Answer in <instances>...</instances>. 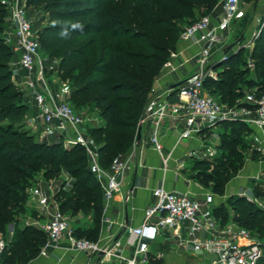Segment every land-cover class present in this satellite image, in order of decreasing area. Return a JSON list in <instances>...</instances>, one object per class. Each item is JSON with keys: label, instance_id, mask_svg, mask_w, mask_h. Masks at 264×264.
Returning a JSON list of instances; mask_svg holds the SVG:
<instances>
[{"label": "trees", "instance_id": "1", "mask_svg": "<svg viewBox=\"0 0 264 264\" xmlns=\"http://www.w3.org/2000/svg\"><path fill=\"white\" fill-rule=\"evenodd\" d=\"M218 1L29 0L33 7L45 6L51 15L50 25L38 33L41 52L50 60L59 61L57 76L63 83L71 84L70 102L74 109L82 115L98 112L101 125L87 127L86 136L98 152L102 167L109 168L115 158L131 152L156 81L176 49L185 30L183 26L196 23L197 11L209 16ZM10 5L11 0H0V235L9 242L8 227L14 229L2 264H29L47 242L45 233L27 222L29 216L39 218L30 206V191L39 177L52 181L65 173L74 181L71 190L65 193L62 189L55 200L65 216L68 213L72 218L78 215L91 218L93 228L74 229L79 239L91 241L98 235L105 194L91 173V160L85 148H67L62 139L49 143L26 129L31 108L14 83L12 64L16 53L9 40L13 28ZM73 24L80 27L73 29ZM65 30L67 35L62 36ZM255 50L256 73L245 85L256 89V96L261 98L264 28ZM239 58L233 57L219 67L224 71L218 82H205V91L228 107L238 105L247 96L245 91L238 90L236 94L233 90L237 81L244 83L243 78L249 73H234L231 69L240 63ZM169 100L177 102V91ZM223 124H230L231 132L222 134L216 157L222 160L207 159L217 172L197 176L204 188L218 196H224L227 185L245 165V153L254 147L253 138L257 134L241 122ZM244 132L253 137L249 145L241 143L240 135ZM230 213L234 214L231 221ZM214 215L223 225L233 222L244 229L257 227L264 234V211L241 196L214 208ZM258 264H264V258Z\"/></svg>", "mask_w": 264, "mask_h": 264}, {"label": "built area", "instance_id": "2", "mask_svg": "<svg viewBox=\"0 0 264 264\" xmlns=\"http://www.w3.org/2000/svg\"><path fill=\"white\" fill-rule=\"evenodd\" d=\"M240 8L241 0H227L221 28H228L234 23ZM10 10L13 36L16 39L15 51L20 54V65L28 74L25 88L34 95L38 119L43 121L45 127L40 133V139L47 140L57 134L67 148H85L91 160V173L104 188L105 200L110 202L117 193L122 192L119 179L130 167L127 157L115 158L107 169L101 166L100 156L86 136L87 125L93 120L77 113L70 104L71 89L67 84L62 83L59 89H55L50 83L48 73L53 69H48L41 58V45L29 16L28 0H11ZM219 40L211 30L209 17L189 26L181 34L180 42L202 45L198 59L200 71L171 91L170 94L177 91L176 103L168 100L158 102L153 112L140 122L141 126L147 119L152 121L154 132L151 143L158 151L163 147L161 130L169 123L174 124L173 128L179 132L181 141H190L208 133L214 127V122H241L257 132L254 142L264 148V96L258 98L253 92L242 100V105L239 102L234 107H228L205 91V82L213 73L210 65L213 55L211 45ZM174 58L176 54L172 55ZM171 66L169 62L166 67ZM250 108L254 110L256 118L249 117ZM206 153L207 159L218 156L214 148H208ZM154 196L157 202L146 210L144 224L130 230L137 248L136 258L128 261V264H151L150 245L168 228L175 229V235L180 240L179 247L196 260L187 264H258L264 258L263 245L246 229L233 222L223 225L215 217L212 211L216 200L214 193H208L204 202L163 188L155 190ZM50 204H54L57 211L50 221L41 226L47 236V242L41 249L42 256H47L48 248L65 237L69 238L78 252L99 255L101 260L110 256V251L102 248L99 243L75 236L69 218L59 210L54 198H42L40 201L44 209ZM204 207L210 210L207 214L203 211ZM185 224L191 225L187 232L188 238L182 235ZM12 238L13 233L10 241ZM10 241L2 239L0 235V264ZM138 256L142 258L138 259ZM164 257L159 254L156 261H162Z\"/></svg>", "mask_w": 264, "mask_h": 264}, {"label": "crops", "instance_id": "3", "mask_svg": "<svg viewBox=\"0 0 264 264\" xmlns=\"http://www.w3.org/2000/svg\"><path fill=\"white\" fill-rule=\"evenodd\" d=\"M13 29L9 33V40L15 51L16 39L13 36ZM211 30L215 34L217 33L216 35L220 33L218 23H215L212 19ZM201 49L202 45L193 42H180L178 44L176 58L171 60L172 66L164 68L156 81L154 94L146 109L145 117L153 112L158 102L170 101L169 97L172 90L178 88V86L180 87L186 80L199 73L198 59ZM15 53L16 62L12 64V70L15 72L14 82L25 88L28 74L20 65V54L16 51ZM56 77L58 76L56 75ZM52 87L55 88L54 84ZM25 91L27 103L31 108V116L27 121H30V124L27 126L33 129L35 133H41L45 127L43 121L38 119V113L34 112L32 105L36 103L34 102V95L26 88ZM251 109L249 117L256 118L254 110ZM90 119L93 121L87 127L101 125L98 112L91 113ZM33 120L35 122L32 123ZM173 125L166 124L161 130V144L163 146L161 151H158L151 143L154 132L152 121L147 119L140 126V129H142L141 138L138 140L137 137L131 152L126 155L130 167L119 179L122 192L117 193L110 202L105 200L99 233L91 239L92 242L99 243L102 248L110 251L108 258L101 260L99 255L78 252L72 246L69 238L65 237L59 243L48 248L47 256L39 254L29 264H128V261L136 258L137 248V242H134L136 240L132 238L130 230L137 229L144 224L146 210L157 202L154 196L155 190L163 188L168 192L187 195L204 202L206 195L211 191L201 185L197 176L192 173L191 167L194 162L207 159L206 151L208 148H214L217 152H220L222 134L219 133L225 125L214 122V127L208 133L190 141H181L180 134L173 128ZM59 140L61 139L56 134L47 138L46 141L54 143ZM253 146L254 149H262L259 145L254 144ZM251 159L253 158L250 156L247 158L244 169L227 185L224 196L215 195L213 212L214 208L226 204L230 198L246 195L250 191L252 183L264 176V163L255 162ZM101 188L105 194L104 188ZM50 189L51 197L49 198L51 199L54 195L51 185ZM36 191L37 185L30 196V206L39 214L40 224H38L42 226L52 219L57 207L54 204H50L45 209L41 207L40 201L46 197L35 198ZM203 211L207 214L210 210L204 207ZM86 227L88 228L87 225ZM190 227V224L184 225L182 234L184 238H188L187 232ZM10 239L11 237L9 241ZM179 242V238L175 235V229L168 228L158 237L156 242L150 245L151 264H187L195 262L196 260L192 255L179 247ZM159 254L165 256L164 260L156 261V256ZM141 258L142 256H138V259Z\"/></svg>", "mask_w": 264, "mask_h": 264}, {"label": "rangeland", "instance_id": "4", "mask_svg": "<svg viewBox=\"0 0 264 264\" xmlns=\"http://www.w3.org/2000/svg\"><path fill=\"white\" fill-rule=\"evenodd\" d=\"M226 2L227 0H219L216 8L213 10V12L209 16L205 15L204 12L203 13H200L198 11L196 12L195 22H198L204 18L209 17L215 23H218V28L220 30V33L217 35V37L220 39L219 42L214 45H211L213 55L210 61V65L213 68V73L210 74V76L207 78V81L218 82L220 80L219 74L224 71V68H219V67L223 66L225 62L229 61L233 57H240L239 58L240 63L235 64L233 67L231 66V69L234 70V73L236 72H249V73L244 76L243 78L244 83L237 81V84L235 85L233 90L236 94L238 90H242V91H245L246 94L248 95L250 93L256 92V89H250L246 87L245 82H247V80L249 81V80L254 79V76L256 73V59L253 56H255L257 53L255 50V44L257 40L259 39V37L261 36V33L264 28V0H256L250 3H245L242 0L240 12L237 16V19L234 21V23L228 28H221L220 22L224 15ZM28 11H29L30 19L33 23L34 32H36L37 34L40 31H42L44 28L50 25L51 15L47 13L45 6L33 7L32 5L29 4V0H28ZM191 25L192 24H189V25L185 24L183 26V29H186ZM178 44H180V40L177 43L176 49L172 50L170 57H168L167 64L171 62L172 55L177 54ZM226 51L227 53H225ZM41 58L44 62L47 61L46 66L48 69L50 70L53 69L51 72L48 73V77H49V80H51L50 81L51 84L52 85L54 84V87L59 89L60 85H62L63 83L60 79H58V77H56L57 75L56 69L59 64V61L50 60L43 52H41ZM14 62L16 61L14 60ZM167 64L164 66V68H166ZM64 83L67 84L71 88V84L69 82H64ZM15 85L17 86L20 92H23L24 99L26 102H28L26 99L25 88L16 83ZM210 87L212 91L215 90L214 86L211 85ZM238 102H240L239 104L242 105L241 103L242 100H239ZM32 105H33L34 112L38 113V108H37L36 103L35 104L33 103ZM91 113L87 114L88 118H90ZM28 124H30V121L26 123V126ZM96 126L92 125V127H96ZM26 129L32 132V134H38L40 138V133H38L37 131H36L37 133H35L33 129H31L29 126H27ZM230 132H231V126L229 124L227 126H224V128L219 134H224V133L229 134ZM240 138H241L242 144L246 143L249 145V142H251L253 137L247 132H244L243 134L241 133ZM261 148H262V151L258 149H254V148L248 149V152L246 151L245 165L247 163V158L249 156L253 158L251 159L252 161L264 163V148L263 147ZM236 149L239 150L240 152V147H237ZM210 160L212 161L218 160L221 162L222 159L220 157L217 159L214 158ZM226 160H229V159H226ZM204 162L205 163L209 162V163L205 165ZM200 164H204V165H200ZM210 164H211V161L207 159L203 161H196L194 162V164H192V167H191L192 173L194 174V176H198L200 173L203 175L212 176L217 172V169L213 168ZM245 165L242 167L241 171L244 169ZM73 184H74V181L69 176H67L65 173L61 174L58 179H53L52 181H47L43 177H39L36 181V184L34 185V188L37 185V191L34 196L35 198L39 197V199H40V196H44L46 198L51 197V189H50V185H51V187L54 190V195L52 198L55 199L56 195L62 189L64 190L65 193L69 192ZM210 187H213V185H210ZM34 188L30 191V195H32V192H34ZM241 197L246 198L249 202L254 203L260 210L264 211V176L261 177L258 181L253 182L250 188V191H248L246 195H243ZM65 214L69 218L70 225L73 230L77 229L79 226H83V224L84 226L87 225L88 228H93V223L90 221L91 218L85 219L83 215H78L77 217L72 218L68 215V213H65ZM233 216L234 214L230 213L229 221H231V218H233ZM27 222H29L35 228L43 232V230L41 229V226L39 225L40 219L38 217L29 216L27 218ZM245 229L254 238H256L258 242H260L264 247V234L258 232L257 227H245ZM13 230H14L13 226L8 227V230H7L9 234L8 239L11 237V233H13ZM85 234L88 235L86 231H85ZM1 238L4 240H7L2 235H1Z\"/></svg>", "mask_w": 264, "mask_h": 264}, {"label": "clouds", "instance_id": "5", "mask_svg": "<svg viewBox=\"0 0 264 264\" xmlns=\"http://www.w3.org/2000/svg\"><path fill=\"white\" fill-rule=\"evenodd\" d=\"M79 27H80L79 24H73V25H72V28H73V29H76V28H79ZM61 35H62V36H66V35H67V31L65 30V32L61 33Z\"/></svg>", "mask_w": 264, "mask_h": 264}, {"label": "water", "instance_id": "6", "mask_svg": "<svg viewBox=\"0 0 264 264\" xmlns=\"http://www.w3.org/2000/svg\"><path fill=\"white\" fill-rule=\"evenodd\" d=\"M228 49H230V48H228ZM225 53H227V51ZM141 134H142V129H139V132H138V140L141 138Z\"/></svg>", "mask_w": 264, "mask_h": 264}]
</instances>
